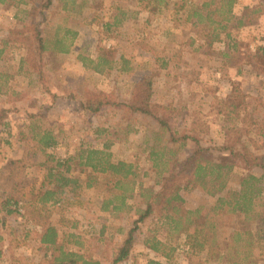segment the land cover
I'll list each match as a JSON object with an SVG mask.
<instances>
[{
    "label": "rangeland",
    "instance_id": "obj_1",
    "mask_svg": "<svg viewBox=\"0 0 264 264\" xmlns=\"http://www.w3.org/2000/svg\"><path fill=\"white\" fill-rule=\"evenodd\" d=\"M209 1L53 0L44 16L36 14V18L45 38L53 42L55 36H64L68 51L45 52L43 77L29 68L25 71L26 49L15 43L14 31L29 23L31 4H0V40L11 37L0 61V107L7 109L6 124L0 125V264H54L52 249L41 245L39 235L48 224L69 231L73 222L83 233L84 257L110 264L113 248L138 217L136 208L142 206L138 188L128 199L129 207L118 212L101 209L107 192L98 187L69 193L62 208L42 207L30 192L38 191L55 160L69 159L81 147L105 148L113 160L133 163L139 171L136 180L159 189L162 180L146 149L158 123L132 107L138 105L133 97H144L134 95L141 78L152 79L149 109L169 119L173 129L192 134L216 155L228 153L220 152L226 146L247 155L249 163L253 157H264V55H258L257 64L247 58V49L264 46V13L253 12L260 0H235L233 18L227 23L215 13L211 19L205 17L220 4L213 0L202 6ZM194 9L204 15L200 22L191 15ZM101 48L109 50L105 52L109 62L97 72L83 58L96 60ZM121 56L128 59L130 70H121L125 66ZM87 98L104 101L94 112L82 107ZM231 100L238 103L236 109L227 103ZM42 130L55 135V146L40 150L34 135ZM187 145L178 158L194 147L192 142ZM236 163L244 171L246 162ZM251 171L262 174L260 168ZM236 186L231 177L220 195ZM261 186L257 201L263 202L264 182ZM181 193L188 209L211 208L217 197L201 187ZM213 215L221 240H229L232 229L244 227L241 218L225 209ZM156 216L143 223L139 240L120 264H147L149 258L198 264L203 252L185 254L180 246L184 237ZM150 229L172 246H180L169 260L141 242ZM263 262L264 258L257 264Z\"/></svg>",
    "mask_w": 264,
    "mask_h": 264
},
{
    "label": "trees",
    "instance_id": "obj_2",
    "mask_svg": "<svg viewBox=\"0 0 264 264\" xmlns=\"http://www.w3.org/2000/svg\"><path fill=\"white\" fill-rule=\"evenodd\" d=\"M212 2L213 0L204 2L202 6L208 7ZM234 2L235 0H220L219 6L215 7L213 11H208L205 17L211 19V15L215 13L220 17L221 23L222 21L227 23L233 18L232 6ZM52 3L53 0H39L38 3L37 0H0V4L4 5L31 4L32 9L27 13L30 17L29 23L14 31L16 34L15 43H19L26 49L22 58L25 71L29 68L38 72L40 77H43L41 58L45 52L68 51L64 36H55L53 42L51 38H45L39 26L41 22L36 18V14L44 16L43 14ZM254 7V13L263 14L264 0H260ZM191 15L196 17L198 22L204 18L198 9H194ZM220 22L218 25L225 28L226 26ZM238 24L241 25L240 20H238ZM214 38H218V35L216 34ZM10 41L11 37L9 36L0 40V61ZM108 51V49L101 48L96 60L85 58L83 60L93 63L95 71L103 72L102 65L109 62L105 55V52ZM259 54L264 55V46L258 47L255 51L247 49V58L251 64L258 63ZM120 60L125 65L121 70H130V67L127 66L128 59L121 56ZM165 63L167 62L165 61ZM152 84V79L148 77L140 79L135 85L134 95L144 94V97H133L135 104L138 105H132V107L136 111L152 116L158 123V129L153 132V136L150 138L153 140L146 148L152 167L158 171L157 175L162 180L159 182L158 190L144 187L141 182L136 180L139 171L133 163L125 160H113L112 153L105 148L81 147L75 156L69 159L55 160V164L47 170L38 191L30 192L32 200L37 201V204L42 207L58 206L62 208L66 206L69 193L98 187L102 192H107L101 209L118 212L129 207L128 199L133 198L135 190L138 188V196L141 198L140 203L142 204L141 207L136 208L138 217L133 221L132 226L126 231L117 247L113 248L110 264H120L129 257L134 244L139 240L137 232H140L141 226L148 218L156 216V214V217L169 230L184 237L183 245L180 246L185 254L198 256L197 253L203 252L198 264H217L218 262L221 264H257L259 259L264 258V200L263 202L257 201L263 191L261 183L264 182V157H253L252 162L249 163L247 155L233 147L226 146L221 147L220 152L228 151V153L216 155L211 151V147L203 146L192 134L173 129L169 119L159 117L149 109ZM101 100L104 101L103 99L93 101V98H87L82 107L84 110L95 112L102 105ZM227 103L234 109L238 105L234 100ZM241 103L243 101H240V105ZM6 113L7 109L0 107V125L6 124ZM165 135H168V138L164 139ZM34 138L40 145V150L53 147L57 143L55 135L50 130L38 131ZM188 142L194 144L193 149L178 158L181 151H187ZM238 159L246 162L244 171L238 170L239 166L236 163ZM74 168H77V173L75 170L73 171ZM253 168L262 169V174H254L251 171ZM231 177L236 179L237 186L231 188L226 195H220L227 189V183ZM197 187L203 188L211 197L217 196L215 204L211 208L199 206L188 209L184 207L185 199L181 192ZM224 209L232 216L241 218V222L244 224V227L232 229L229 240L226 241L220 239L218 224L213 215V213ZM8 212L11 213L10 210ZM77 228V222L72 223L69 231H63L53 223L48 224L43 227L39 235V242L47 249H52L54 264H76L77 261L82 264H101L99 260L86 259L81 253L80 248L84 245L83 233ZM155 231V229H150L141 242L150 251L169 260L180 246L179 248L174 247L165 239H160ZM69 244L72 247H66ZM256 249L261 250V253L257 254ZM147 264L167 263L149 258Z\"/></svg>",
    "mask_w": 264,
    "mask_h": 264
}]
</instances>
